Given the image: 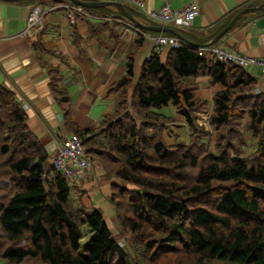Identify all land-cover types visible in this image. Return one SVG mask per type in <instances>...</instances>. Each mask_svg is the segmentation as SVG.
<instances>
[{
    "label": "trees",
    "instance_id": "obj_1",
    "mask_svg": "<svg viewBox=\"0 0 264 264\" xmlns=\"http://www.w3.org/2000/svg\"><path fill=\"white\" fill-rule=\"evenodd\" d=\"M201 46L184 39L163 61L151 52L135 81L134 55H128L125 72L110 86L120 93L116 108L97 128L71 127L70 133L90 132L84 145L91 159L135 185L112 183L109 195L132 252L101 210L75 202L76 186L46 166L48 154L28 127L21 101L0 85V255L6 261L264 264V92L250 93L255 79L244 67L199 54ZM45 66L54 97L68 100L58 68ZM198 75L218 85L209 128L197 122L206 102L194 94ZM169 105L175 114L161 111ZM174 118L186 124L188 142L166 141L164 125Z\"/></svg>",
    "mask_w": 264,
    "mask_h": 264
},
{
    "label": "crops",
    "instance_id": "obj_2",
    "mask_svg": "<svg viewBox=\"0 0 264 264\" xmlns=\"http://www.w3.org/2000/svg\"><path fill=\"white\" fill-rule=\"evenodd\" d=\"M117 1L140 22L166 25L179 35L165 30L143 31L145 28L113 4L87 7L71 0H0V85L13 90L21 101L27 113L28 127L48 154V165L58 142L66 133L72 132L71 127L97 128L101 117L116 108L120 93L111 90L110 86L125 72L130 54L134 55L135 81L141 64L155 51L153 36L172 34L183 40L201 42L209 48L223 46L246 55L264 56V8L240 14L219 38L206 44L241 9L264 6V0H195L198 12L186 26L163 23L147 12L164 2L179 8L190 0H144L143 8L131 0ZM36 4L43 9L41 22L27 29V15ZM69 11L73 19L68 16ZM141 34L143 39L138 43L136 38ZM38 42L45 50L39 48ZM169 49L166 46L159 52L162 61ZM207 53L217 58L214 53ZM45 64L58 68L68 100L60 101L54 97ZM245 69L255 79L250 93L264 92V72L256 65ZM194 81L197 83L195 96L206 100L203 113L207 120L212 111V95L218 85L211 84L207 75H198ZM65 110L72 121L70 127L64 121ZM161 111L174 114L171 105ZM166 127L168 131L174 129L172 122ZM182 128L185 139L187 132L185 127ZM90 161V166L73 184L78 190L73 193V200L101 210L114 233L113 227L118 228V221L109 195L112 183L123 185L125 182L108 174L98 160L90 158Z\"/></svg>",
    "mask_w": 264,
    "mask_h": 264
},
{
    "label": "built area",
    "instance_id": "obj_3",
    "mask_svg": "<svg viewBox=\"0 0 264 264\" xmlns=\"http://www.w3.org/2000/svg\"><path fill=\"white\" fill-rule=\"evenodd\" d=\"M140 7H144V0H131ZM43 9L40 5H34L27 15V29L41 22V13ZM198 8L195 0H190L182 7L173 8L168 2H164L159 8L150 10L147 14L150 17L157 18L163 23L174 24L176 26H186L192 23ZM70 19H73L71 11L68 12ZM155 51L161 52L163 47H176L183 39L172 35L159 33L153 36ZM199 54L204 52L214 53L220 61L231 62L242 67L250 65L258 66L264 72V56H251L228 50L223 46L209 48L201 46ZM90 136V132L83 134L66 133L64 138L58 142L56 152L51 158V164L60 171L65 181L71 185L82 175L84 170L90 166V157L86 154L84 141Z\"/></svg>",
    "mask_w": 264,
    "mask_h": 264
},
{
    "label": "rangeland",
    "instance_id": "obj_4",
    "mask_svg": "<svg viewBox=\"0 0 264 264\" xmlns=\"http://www.w3.org/2000/svg\"><path fill=\"white\" fill-rule=\"evenodd\" d=\"M165 108L166 107H164V109ZM174 114H175V111H174ZM197 115H198L197 116V122L199 124L205 126L206 128H209L210 125L208 124V118H207V120H205L206 119V114L203 113V110L202 111L201 110L197 111ZM208 117H209V115H208ZM171 122H172V125H173L174 129L172 128L173 129L172 131L171 130L168 131V128L166 126H167L168 123H171ZM164 126H163L164 127L163 128V134H164V137H165V139H166V141L168 143L173 144V143H181V142L186 143V142H188V135H189L188 134V129H187L186 124L183 122V120L178 119V118H174V119H172L170 121H166V124ZM182 126L185 127L184 130H185V132H187V137L185 139H184V137L182 135V131H183ZM179 131H181V133ZM246 136H247L248 139L251 138V133H250L249 130H246ZM215 138H216V130H213L212 131V140L210 141V144H209L210 147L214 146V142L213 141H214ZM248 143L249 144L246 147V152L247 153L253 147L251 141L248 142ZM45 163L47 165L49 164L48 161L45 162ZM122 180L125 182V184L121 185L122 187H135L134 184L129 183V182L125 181L124 179H122ZM70 186L73 187V184H71ZM72 196H73V192L71 193V197ZM113 230H114V235L119 240L120 244H122L127 250L132 252L131 244L128 241L129 234H127V233L123 234L121 231H119V228H116V227H113ZM117 230H118V232H117ZM0 264H13V263H10V262L6 261V259H4V257H2L0 255Z\"/></svg>",
    "mask_w": 264,
    "mask_h": 264
},
{
    "label": "water",
    "instance_id": "obj_5",
    "mask_svg": "<svg viewBox=\"0 0 264 264\" xmlns=\"http://www.w3.org/2000/svg\"><path fill=\"white\" fill-rule=\"evenodd\" d=\"M9 1H16V0H9ZM73 2H76L78 4H81L83 6H87V7H92V6H101V5H105V4H113L115 5L123 14H125L129 19H131L132 21H134L135 23L139 24L141 27L145 28V29H152V30H161V31H170L172 33H176L177 35H179L178 32L175 31L174 28L172 27H168L166 25H149V24H144L142 22H140L138 19H136L130 12H128L124 5L122 4V2L117 1V0H71ZM255 8H264L263 5H258V6H248L245 7L243 9H241L237 14H235L232 19L229 21V23L222 28L220 31H218L216 33V35L212 38L211 41H209L208 44H211L213 41H215L217 38H219L221 36V34L228 28L230 27L234 21L237 19V17L247 11L253 10ZM187 41V40H186ZM189 41V40H188ZM191 42V41H189Z\"/></svg>",
    "mask_w": 264,
    "mask_h": 264
}]
</instances>
